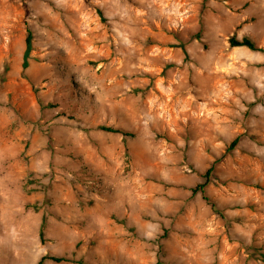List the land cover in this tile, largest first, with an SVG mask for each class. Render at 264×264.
Instances as JSON below:
<instances>
[{"label":"rangeland","instance_id":"1","mask_svg":"<svg viewBox=\"0 0 264 264\" xmlns=\"http://www.w3.org/2000/svg\"><path fill=\"white\" fill-rule=\"evenodd\" d=\"M91 2L0 0V264H264L261 0Z\"/></svg>","mask_w":264,"mask_h":264},{"label":"trees","instance_id":"2","mask_svg":"<svg viewBox=\"0 0 264 264\" xmlns=\"http://www.w3.org/2000/svg\"><path fill=\"white\" fill-rule=\"evenodd\" d=\"M83 3L89 8L91 9L99 18V20L101 21V23H105V18L104 15L102 13V11L99 9V7L95 6L91 0H82ZM21 2V8L22 11L24 13V17L26 18L29 15V5H28V0H20ZM24 26H25V51L23 54V63H22V67L26 68L28 66V57H29V53L32 50V33L31 30L29 28L28 22L25 20L24 21ZM196 39H199V34L196 35L195 37ZM229 46L230 48H237V47H244L247 48L251 51H261L263 52L262 49L257 48L254 43L248 39V38H242L241 40H237L234 36L230 37L229 40ZM106 131H110V132H118V131H114L111 129H103ZM237 142V139H235L234 141L231 142L230 146L233 147ZM212 171V167L210 169H208V171L206 172V177L210 174V172ZM203 188L204 185H198L196 189H194L192 192L195 193L197 192V190H200L201 193H203ZM203 199L205 201H207L209 203V200L207 197L203 196ZM209 205L211 206V209L216 212V206L214 203H209ZM43 233H42V228L40 229L39 232V237L40 239H42ZM46 261H52L55 263H75V264H86L83 261H72L66 257H58V256H43L40 258V260L37 262V264H43Z\"/></svg>","mask_w":264,"mask_h":264},{"label":"crops","instance_id":"3","mask_svg":"<svg viewBox=\"0 0 264 264\" xmlns=\"http://www.w3.org/2000/svg\"><path fill=\"white\" fill-rule=\"evenodd\" d=\"M261 5H263V7H264V0H261ZM210 70H212V69H210Z\"/></svg>","mask_w":264,"mask_h":264}]
</instances>
